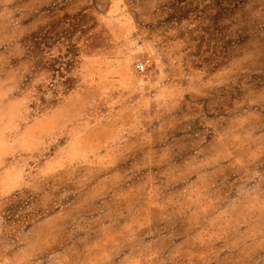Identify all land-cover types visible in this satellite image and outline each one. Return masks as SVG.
I'll return each mask as SVG.
<instances>
[{"label":"rangeland","instance_id":"rangeland-1","mask_svg":"<svg viewBox=\"0 0 264 264\" xmlns=\"http://www.w3.org/2000/svg\"><path fill=\"white\" fill-rule=\"evenodd\" d=\"M0 264H264V0H0Z\"/></svg>","mask_w":264,"mask_h":264},{"label":"built area","instance_id":"built-area-1","mask_svg":"<svg viewBox=\"0 0 264 264\" xmlns=\"http://www.w3.org/2000/svg\"><path fill=\"white\" fill-rule=\"evenodd\" d=\"M149 63L148 59L143 60L142 62H139L136 65V68L140 71L143 72L146 69L147 64Z\"/></svg>","mask_w":264,"mask_h":264}]
</instances>
